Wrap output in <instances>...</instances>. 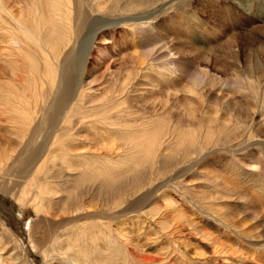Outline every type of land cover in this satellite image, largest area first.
I'll list each match as a JSON object with an SVG mask.
<instances>
[{"label": "bare ground", "instance_id": "6f19581e", "mask_svg": "<svg viewBox=\"0 0 264 264\" xmlns=\"http://www.w3.org/2000/svg\"><path fill=\"white\" fill-rule=\"evenodd\" d=\"M176 1L0 0V194L12 197L20 209L33 210L35 219L27 222L26 237L33 252L42 255L45 264H163L162 260L146 255L144 247L149 239L145 230L126 227L135 219L142 222L147 215L152 219L160 217L154 224L156 234L170 240L172 252L183 264L189 263L183 258L187 252L183 253L181 246L189 237L196 239L194 232L200 233L213 246L209 252L198 254L196 260H206L203 261L206 263L207 258L222 256V264L240 263V255L236 257L235 250L201 230L198 223L183 213V198H164L162 213L160 209L151 211L156 214L143 211L152 201L163 197L162 188L194 167L193 160L202 157L200 153L215 141L216 135L223 136L222 132L230 129L226 128L228 124L219 127L221 132L208 128L204 138L198 137L194 128L196 109L189 99L188 107L182 109L184 114L175 121L167 118L168 109L155 115L152 119L155 127L150 136L151 121L139 122L141 117H132L143 111L136 104L146 106L141 96L131 99L140 85L127 81L119 86L109 82L99 89L97 74L91 73L98 66L89 61L93 38L102 32V41L107 44L110 34L104 32L113 19V16L91 18L92 14L99 16L105 10L122 16L116 23L113 20V25L124 23L145 39L150 27L146 20L157 10L149 12L147 9L165 8ZM249 1L236 2L245 7ZM141 8L145 9L139 10ZM139 11L145 13L136 14ZM257 11L258 18L264 21V11L258 8ZM107 21L108 24L101 25ZM252 31L257 37L238 35L226 41L222 51L214 49L190 56L197 62H210L218 70L222 68L220 63L230 61L228 65L232 68L226 64L223 70H233L236 76L243 77L244 86L261 101L262 108L264 27ZM102 53L98 52L100 62ZM147 56L139 53L136 58ZM139 60L136 61L138 68L142 66ZM167 64L175 69L171 62ZM206 69L184 72L185 78L191 79L192 88L187 93L197 95L203 103L209 101L210 95L207 90L200 93L202 85L209 84L215 90L229 84L233 86L237 81L221 80ZM120 70L128 72L125 66ZM87 76H92V81H87ZM216 96L222 109L228 102L237 104L225 100L220 92ZM180 104L184 105L179 98L172 107ZM229 115L234 123L233 132L242 130L251 139L255 125L248 106L243 109L237 104ZM184 122L189 124L186 126V131L191 132L188 138H184V129L179 127V123ZM198 126L204 128L201 122ZM233 132L227 131L224 143L235 136ZM80 133H85L86 143L80 140ZM11 144L15 147L9 148ZM79 148H90L89 151L104 148L102 150L107 153H113V148L125 151L122 149L123 155L117 159L103 156L101 163L94 152L85 156ZM204 158L205 155L201 161ZM211 174L209 183L243 201H255L259 205L253 194L228 181L221 173L214 170ZM174 190L178 192L176 187ZM214 198L212 196L211 201ZM117 221L122 224L112 228ZM6 225L0 220V264H34L22 239Z\"/></svg>", "mask_w": 264, "mask_h": 264}, {"label": "rangeland", "instance_id": "374dc122", "mask_svg": "<svg viewBox=\"0 0 264 264\" xmlns=\"http://www.w3.org/2000/svg\"><path fill=\"white\" fill-rule=\"evenodd\" d=\"M236 1L177 0L174 5L169 6V4L165 8L150 7L147 9L149 12H153L154 8L157 10L146 20L150 23L151 28H147L146 31L148 32L145 39H141L143 35L131 30L124 23L113 25V20L116 23L118 19L123 18L122 16L115 13L112 15L110 11L105 10L99 16L92 14L91 18L108 19L113 16V19L110 23L107 21L101 24H112L107 26L106 30H108L104 32L110 34L109 44L102 41L104 34L98 32L93 38L89 61L98 65L97 67L93 65L96 68L91 73L97 74L96 82L99 83L96 86L99 89L102 84L107 85L109 82L116 83L119 86L127 81L131 82L130 84H136L135 86L140 85L139 88H136L138 91L131 94V99L135 100L141 96L140 99L146 102V106L136 104L143 111L132 117L136 115L141 117L142 119L139 122L150 123L151 121L152 129L147 128L150 136L155 127L152 123V119L156 118L155 115L160 114L162 109H168L167 113H170V115L167 118L172 117V121H175L178 116L184 114L182 109L188 107L189 99L192 100L191 106L196 109L194 113L197 118L196 125L193 124L196 128L195 133L202 138L205 137L208 128L215 129L216 133L221 132L219 127L222 124L224 126L228 124L226 126V128L230 127V129H227L228 133L233 132L234 128H231L234 123L229 118L231 117L229 111L235 110L237 104L243 109L248 106L253 114V125H255L253 127V137L248 139V135L240 130L231 133L235 136L229 137V142L224 143L223 139L225 138L224 135H227V131H225L226 133L222 132L223 136L216 135L215 141L208 145L203 153H200L202 157L205 155L204 160L201 161L202 157L198 159L197 156L198 158L193 160V162H196H194V167L181 178L162 188L160 192L164 194L163 197L152 201L143 211L156 214L151 211L160 209L159 211L162 213L164 210L162 209V200L164 198H167V196L175 200H182L183 198L184 202L181 201L183 203L181 208L183 213L187 214L193 220L192 222L198 223L197 225L201 230L211 234L221 243L235 250L237 252L235 256L240 255L239 264H264V107L261 108V101L256 100L252 93L248 91L249 89L244 86L243 77L236 76L232 72L233 70H223V68L231 67L228 65V63L231 64L230 61L220 63L222 68L218 70L214 67V64L197 62L198 60L194 56H190V54L198 52L209 53L214 49L222 51L224 43L238 35L249 34L257 37L252 30L264 27V21L258 18L257 11V8L264 11V0H250L245 7H240ZM106 6H109V2L106 3ZM143 9L145 8L139 10ZM140 13L144 14L145 11H139L136 14L141 15ZM100 51H103L101 62L97 58ZM139 53L150 56L139 60L136 58ZM131 60L133 63H131ZM138 60L142 63L139 68V63H136ZM144 61L146 64L143 63ZM168 62L175 66L174 70L167 66ZM150 63L155 66H151ZM122 66L128 69L127 73L120 70ZM204 68L209 69L211 75L221 77V80L237 81L234 82L235 85L233 86L229 84L227 87L215 88V90L211 89L209 84L202 85L200 93L207 90L206 92H209L210 95L209 101L203 103L197 95L187 93V90L192 88L191 79L185 78L184 72L195 73L197 70H203ZM119 71L122 72L117 77L116 73ZM126 75H129V77ZM86 80L92 81V76ZM262 88H264V83H262ZM218 92H220V95L223 94L222 97L225 100H233L237 104L232 105L228 102L225 108L222 109L220 103L217 104L219 102L216 96ZM262 93H264V89ZM262 97L258 96V99L261 100ZM179 98L184 105L180 104L172 107L174 101ZM165 101L169 102L164 103ZM154 105H156V108L153 107ZM133 110L137 109L134 108ZM215 116L217 120H215ZM200 122L204 128L199 129L198 124ZM213 124H216L217 127ZM188 125L185 122L179 123V127L182 126L181 129H184L182 134L185 136L180 135V138L189 137L191 132L186 131ZM178 129L180 130V128ZM80 136L81 139L79 137L78 139L86 143L85 133H80ZM171 144H173V141ZM11 147H15L14 144L9 145V148ZM88 149L90 148H79V152L85 156L94 152L97 161L101 163L104 162L102 160L103 156L107 155L117 159L123 155L122 149L125 151L124 148H113V153H107V151L102 150L104 148H91L90 151ZM214 170L224 175L228 181L233 182L251 193V195L253 194L259 205H256L255 201H243L209 183L210 174ZM175 187L178 192L174 190ZM182 196H186L187 200ZM212 196L219 199L215 201L214 198L211 201ZM0 203L3 204H0V220L7 224L6 226L16 236L22 239L27 255L34 264H45L42 255L33 252L32 246L26 237L27 222L35 219L33 210L31 208L20 209L12 197L2 193L0 194ZM255 212L257 214H254ZM254 216L257 217V220H253ZM158 219H160L159 216L152 219L147 215L142 219L143 224L135 219L130 222V225L128 223L126 227L132 230L135 229V231L140 227L145 230L149 240L146 242L144 249H146V255L149 257L160 259L163 264H183L184 262L178 259L177 254L172 252L169 244L170 240L165 236L156 234L157 228L154 227V224ZM121 224L117 221L113 223L112 228H118ZM126 232L129 231L126 230ZM129 235L133 237L132 234ZM194 236L196 239L189 237L181 246V251L183 253L187 252V255L184 253L185 256H183L187 260L186 262L189 264H222V256L207 258L206 263H203L206 260H202V262L196 260L199 258L197 257L198 254L209 252L213 246L206 242L200 233L194 232ZM7 241L10 246H14L13 242ZM133 243H135V240H133ZM228 257L234 258L232 256Z\"/></svg>", "mask_w": 264, "mask_h": 264}]
</instances>
